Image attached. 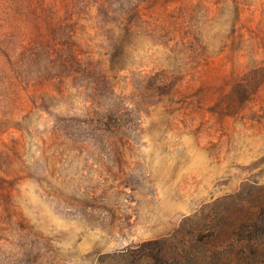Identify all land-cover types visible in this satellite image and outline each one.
<instances>
[{"label":"rangeland","instance_id":"obj_1","mask_svg":"<svg viewBox=\"0 0 264 264\" xmlns=\"http://www.w3.org/2000/svg\"><path fill=\"white\" fill-rule=\"evenodd\" d=\"M261 68L264 0H0V264H264Z\"/></svg>","mask_w":264,"mask_h":264},{"label":"trees","instance_id":"obj_2","mask_svg":"<svg viewBox=\"0 0 264 264\" xmlns=\"http://www.w3.org/2000/svg\"><path fill=\"white\" fill-rule=\"evenodd\" d=\"M261 71L264 74V68H261ZM263 82L264 80H256L250 88H247L242 81H239L231 92V94H236V96L239 97L235 98L238 100V106L235 108H226L224 109V113L231 116L237 115L240 110H242L250 102L251 98L257 94V91ZM219 227H222L221 230H225L227 229V224L223 222ZM157 245V242H149L143 245L146 249L149 247L148 252L144 253V256L153 264L159 263L163 259L160 251L157 249Z\"/></svg>","mask_w":264,"mask_h":264}]
</instances>
